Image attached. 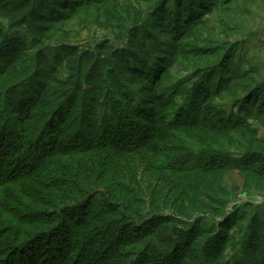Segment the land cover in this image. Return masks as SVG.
<instances>
[{"label":"rangeland","instance_id":"1","mask_svg":"<svg viewBox=\"0 0 264 264\" xmlns=\"http://www.w3.org/2000/svg\"><path fill=\"white\" fill-rule=\"evenodd\" d=\"M0 146L3 260L264 264V0H0Z\"/></svg>","mask_w":264,"mask_h":264},{"label":"trees","instance_id":"2","mask_svg":"<svg viewBox=\"0 0 264 264\" xmlns=\"http://www.w3.org/2000/svg\"><path fill=\"white\" fill-rule=\"evenodd\" d=\"M180 124H183V123H179V122H173V123H169L168 125L169 126H171V127H177V125H180ZM116 129H117V127H116ZM125 131V130H124ZM54 132V131H53ZM122 132V131H121ZM102 135H103V133H102ZM115 140V139H114ZM115 142H119L120 143V140H117L116 139V141H111L110 139H106L104 142H102V143H99V144H97L100 148L102 147L103 149H110V146H112V144H114ZM93 145H91V146H87L88 147V149L89 150H94V148L92 147ZM5 147H7V146H0V154L1 155H4V154H6L7 152H8V148L6 149ZM20 148H22V147H20ZM96 150V149H95ZM126 151H130V150H126ZM22 155V154H21ZM30 155V154H29ZM26 158V156H25V154L24 155H22V156H19L17 159H19V160H21V161H23V159H25ZM37 161V160H36ZM46 161V159L44 158V160H42L41 161V163L39 162V164H38V162H36L35 163V165H32L31 167H32V170L28 173V172H22V176H21V179L22 180H24L25 179V177L27 176V177H31L32 175H35L37 172H38V170H37V168H41L42 167V165L44 164V162ZM24 168V166H18V168ZM37 170V171H36ZM36 172V173H35ZM30 174V175H29ZM59 212H62V211H59ZM111 212V211H110ZM108 213H106V215H107ZM111 214H114V213H111ZM105 216V215H104ZM55 219H57L58 218V216L57 215H55V217H54ZM103 218V217H102ZM55 219H53V226H54V224L56 223V222H54V221H56ZM60 220V219H59ZM91 220V221H90ZM86 224H80V229H79V233L82 235V236H80V235H78L79 236V238H80V240H79V242L80 243H84V244H87V242L88 243H92L93 242V237H95V236H97L98 234H99V229L97 228V226L93 223V221L94 220H97V218H93V219H90ZM103 220V219H102ZM45 224V226L44 227H42V228H40V232H42V231H45V230H47L48 232H50V231H52V229H55L56 228V226L54 227V228H52L51 230H49V229H47L48 227L47 226H49V224H50V222L48 221V222H44ZM61 225L59 224V225H57V227H60ZM253 227H255L256 229H258V230H260L261 229V227L258 225H254ZM154 228H150V229H144V230H146L145 232H143L142 231V233L141 234H137V240H140V241H142V240H145V239H147V238H151V237H153V231H155V230H153ZM44 234V233H43ZM40 235V236H39ZM39 235H38V237H36L35 236V238L34 239H31V240H27V241H24V240H26L27 239V237H22V236H20V237H18V238H16V239H14L12 242H11V244L12 245H10V247L11 248H7V249H5V250H8L9 249V251H10V255H9V257L7 258V260L5 259V260H3V259H1L0 258V264H30L31 262V259L30 258H32V260H33V252L35 253V249H33V241L35 240V239H40V237H41V234L39 233ZM123 236V237H122ZM121 236V238H123V240L121 239V242H124V245H131V244H133V242H131V241H127V238H126V236H125V234H123ZM51 238V237H50ZM52 239V238H51ZM50 239V240H51ZM49 240V241H50ZM58 240V239H57ZM55 241V245H56V247L55 248H60V249H62L63 247H61L62 245L60 244V243H58L59 241ZM136 240V241H137ZM53 242V241H52ZM135 242V241H134ZM88 246L89 247H91V245H89L88 244ZM35 247V246H34ZM59 249V250H60ZM109 250V249H108ZM13 251H15V253L13 252ZM13 252V253H12ZM113 255H109V258L111 257L112 259H114L115 257H116V254H115V251L113 250ZM2 253V252H1ZM32 254V255H31ZM106 254H109V252L108 253H106ZM112 254V253H111ZM213 254H211L210 255V258L212 257L213 258ZM32 264H33V262H32ZM105 264V263H104ZM144 264H145V262H144Z\"/></svg>","mask_w":264,"mask_h":264}]
</instances>
